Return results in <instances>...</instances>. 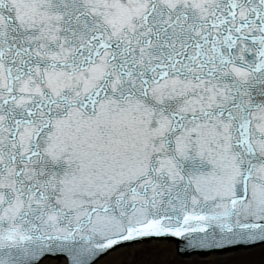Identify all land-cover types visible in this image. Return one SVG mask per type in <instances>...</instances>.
<instances>
[{"label": "snow or ice", "instance_id": "snow-or-ice-1", "mask_svg": "<svg viewBox=\"0 0 264 264\" xmlns=\"http://www.w3.org/2000/svg\"><path fill=\"white\" fill-rule=\"evenodd\" d=\"M144 242L264 245V0H0V264Z\"/></svg>", "mask_w": 264, "mask_h": 264}, {"label": "rangeland", "instance_id": "rangeland-1", "mask_svg": "<svg viewBox=\"0 0 264 264\" xmlns=\"http://www.w3.org/2000/svg\"><path fill=\"white\" fill-rule=\"evenodd\" d=\"M145 247L146 248L138 246L136 250H128V253L119 255L116 254L117 256H114V258L107 264H160V262L170 258L168 254L157 251L158 249L155 244L149 243L146 244ZM233 255H235V253L229 254L228 256ZM242 255L243 257H246V255H251L252 257L264 259V247L250 251L243 250ZM244 259L248 262V264H251L249 259Z\"/></svg>", "mask_w": 264, "mask_h": 264}, {"label": "bare ground", "instance_id": "bare-ground-1", "mask_svg": "<svg viewBox=\"0 0 264 264\" xmlns=\"http://www.w3.org/2000/svg\"><path fill=\"white\" fill-rule=\"evenodd\" d=\"M146 244H148V243H142L140 246H142L143 248H146L145 247V245ZM151 244H155V242H151ZM138 247H130V248H128V250H136ZM253 250H255V249H253ZM157 251H159V252H161L159 249L157 250ZM124 252H119V251H113L112 252V254H111V256H110V258H109V260L108 261H106V260H104L103 262H102V264H107L110 260H112L113 258H114V256L116 257L117 255L116 254H123ZM147 253V252H146ZM165 254V253H164ZM229 254H233V253H229ZM244 258H247V259H249L250 260V263L251 264H262V260H264V259H259V258H257V257H252L251 255H246V257H244ZM255 258H257V259H255Z\"/></svg>", "mask_w": 264, "mask_h": 264}, {"label": "water", "instance_id": "water-1", "mask_svg": "<svg viewBox=\"0 0 264 264\" xmlns=\"http://www.w3.org/2000/svg\"><path fill=\"white\" fill-rule=\"evenodd\" d=\"M132 245H136V244L125 245V246H127V247H125V246H121L122 248L119 247V248H120L119 250H116V249H118V248H116V249H114L113 251H119V252L128 253V248H130V247H138V245H137V246H132ZM139 246H140V245H139ZM257 246H258V245H257ZM261 247H264V245H263V246H258V248H261ZM258 248H254V249H258ZM113 251H112V252H113ZM112 252H110V254H108V256H106V257L104 258V260L108 261L109 258H110V256H111V254H112ZM240 253L242 254V251H240ZM94 264H102V261L99 260V258H98V260L95 261Z\"/></svg>", "mask_w": 264, "mask_h": 264}]
</instances>
